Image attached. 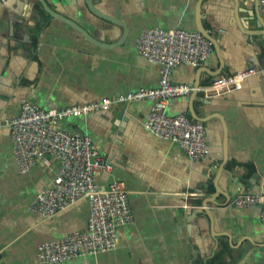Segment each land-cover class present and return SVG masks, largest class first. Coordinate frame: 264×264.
Instances as JSON below:
<instances>
[{"label": "crops", "instance_id": "obj_1", "mask_svg": "<svg viewBox=\"0 0 264 264\" xmlns=\"http://www.w3.org/2000/svg\"><path fill=\"white\" fill-rule=\"evenodd\" d=\"M44 2L99 42L123 38L122 26L90 13L86 0ZM92 3L99 15L126 27L121 45L90 43L37 0H0V264H40V242L83 230L88 220L85 200L51 219L28 211L51 177L40 167L22 175L13 160L6 124L21 101L59 110L157 87L160 65L138 55L135 39L149 27L196 30L197 6L215 47L201 67H174L171 82L201 87L219 73H255L225 96L204 99L197 91L169 101V115L203 121L208 153L202 160H190L144 127L150 101L67 120L65 129L86 132L95 152L111 163L97 184L122 182L133 218L116 230L112 251L62 264H264L259 206L232 205L248 183L264 190V0Z\"/></svg>", "mask_w": 264, "mask_h": 264}, {"label": "built area", "instance_id": "obj_2", "mask_svg": "<svg viewBox=\"0 0 264 264\" xmlns=\"http://www.w3.org/2000/svg\"><path fill=\"white\" fill-rule=\"evenodd\" d=\"M134 46L139 56L160 65L157 87L59 110L42 109L22 100L19 114L6 124L18 172L24 175L40 167L51 177L50 185L28 205L29 212L51 219L82 200L88 204L85 229L37 245L40 264H62L112 251L116 245V230L131 224L133 218L122 182L112 181L103 189L97 184L98 176L112 171L111 163L95 152L86 132L65 129L63 124L67 120L107 111L119 103L150 101L152 106L144 127L157 138L176 144L190 160L198 161L208 153L205 127L185 114L169 115V101L197 91L204 99L225 96L241 90L243 82L255 73L251 69L220 75L201 87L171 82L174 67H201L211 54L212 42L197 30L143 28ZM232 205L239 209L259 206V220L264 228L263 194L245 190L233 198Z\"/></svg>", "mask_w": 264, "mask_h": 264}, {"label": "water", "instance_id": "obj_3", "mask_svg": "<svg viewBox=\"0 0 264 264\" xmlns=\"http://www.w3.org/2000/svg\"><path fill=\"white\" fill-rule=\"evenodd\" d=\"M43 10L48 13L50 16H52L53 18L55 19H58L62 22H64L65 24L69 25L71 28H73L74 30H76L78 33H80L87 41H89L90 43L92 44H95L97 46H100V47H103V48H106V47H115V46H119L121 45L124 41H125V37L127 36V29L126 27L121 24L120 22H118L117 20H114V19H110V18H106V17H102L101 15H99V13L93 8V3H92V0H86V6H87V9L90 13L94 14L95 16L99 17V18H102V19H105V20H108L110 22H112L113 24L115 25H118V26H122L123 28V31H124V34H123V38L116 44L114 45H111V44H106V43H103V42H99L97 40H95L89 33H87L79 24L75 23L74 21L64 17V16H61L59 14H57L56 12H53L51 9H49V7L46 5V3L44 2V0H37ZM200 6V5H199ZM196 30L199 31L207 40L211 41L212 44H213V47H215V40L213 39L212 35L210 32H208L203 24H202V16L200 14V9L199 7L197 6V15H196ZM262 30H264V25H262ZM220 74V73H219ZM219 74H217L219 76ZM198 86V85H197ZM192 118H193V121H196L198 123H201L203 121L199 120L198 117H196L194 114L191 115ZM216 187V186H215ZM254 186L252 185V183H248L246 184V189L254 192V193H260V194H263L264 195V190H259V188L257 189H254L253 188ZM216 189V188H215ZM208 203V202H207ZM207 203H205L203 206H206ZM215 203V202H214ZM203 212H206V210L204 209Z\"/></svg>", "mask_w": 264, "mask_h": 264}]
</instances>
